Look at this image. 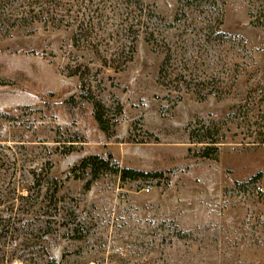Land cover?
<instances>
[{
  "label": "rangeland",
  "instance_id": "rangeland-1",
  "mask_svg": "<svg viewBox=\"0 0 264 264\" xmlns=\"http://www.w3.org/2000/svg\"><path fill=\"white\" fill-rule=\"evenodd\" d=\"M215 1L249 49L221 98L159 86L142 39L115 72L42 18L0 37V264H264V0ZM201 129L222 143H192ZM106 154L148 175L81 169Z\"/></svg>",
  "mask_w": 264,
  "mask_h": 264
},
{
  "label": "trees",
  "instance_id": "trees-1",
  "mask_svg": "<svg viewBox=\"0 0 264 264\" xmlns=\"http://www.w3.org/2000/svg\"><path fill=\"white\" fill-rule=\"evenodd\" d=\"M28 15L42 18L44 28L49 21L53 27L71 28V46L90 51L102 67L115 72L132 61L135 44L142 39L153 53L162 57L158 85L177 92L178 97L182 93H192L199 100L225 97L245 73L248 46L222 30L223 10L215 0H177L171 20L161 17L142 0H0V37H10L15 28L27 27L24 22ZM253 23L264 27L261 20L253 19ZM80 69L77 66L72 75L77 76L75 73ZM80 79L82 85L85 81L91 83L90 78ZM92 103L93 117L102 129L104 121L99 106ZM195 133H190L192 143L204 147L222 143L209 129ZM81 169L92 175L106 170L122 179L148 175L120 168L111 154L85 158ZM77 226L71 231H79Z\"/></svg>",
  "mask_w": 264,
  "mask_h": 264
}]
</instances>
